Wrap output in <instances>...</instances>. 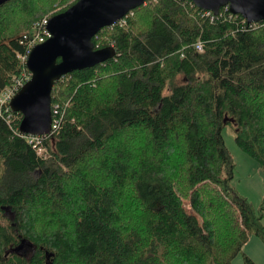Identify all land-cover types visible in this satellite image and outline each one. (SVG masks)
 <instances>
[{
	"label": "trees",
	"instance_id": "16d2710c",
	"mask_svg": "<svg viewBox=\"0 0 264 264\" xmlns=\"http://www.w3.org/2000/svg\"><path fill=\"white\" fill-rule=\"evenodd\" d=\"M66 1L0 4V94L30 72L33 22ZM123 19L93 38L114 57L55 82L48 157L20 112L0 116V264H256L244 247L263 214L233 189L223 129L264 170V21L190 0Z\"/></svg>",
	"mask_w": 264,
	"mask_h": 264
},
{
	"label": "water",
	"instance_id": "95a60500",
	"mask_svg": "<svg viewBox=\"0 0 264 264\" xmlns=\"http://www.w3.org/2000/svg\"><path fill=\"white\" fill-rule=\"evenodd\" d=\"M6 0H0V4ZM149 0H78L66 11L49 19L50 37L35 45L27 58L31 79L11 101L23 116L20 131L31 136L52 131V91L68 73L106 62L116 54L113 46L96 48L93 38L100 30L122 20ZM199 8L219 14L228 6L249 23L264 21V0H190ZM25 240L13 250L18 252Z\"/></svg>",
	"mask_w": 264,
	"mask_h": 264
},
{
	"label": "rangeland",
	"instance_id": "374dc122",
	"mask_svg": "<svg viewBox=\"0 0 264 264\" xmlns=\"http://www.w3.org/2000/svg\"><path fill=\"white\" fill-rule=\"evenodd\" d=\"M70 2L71 1L69 0L66 2L54 3L51 10H49L46 13V15H44L41 18H38L33 22L32 27L37 21H41L42 19L49 17L55 12L60 11ZM32 32H34V29ZM235 129H236V125L233 122L231 124L225 125L223 129V135L226 146L231 152L236 164L235 176L232 181V186L234 191L246 197L251 202V204L253 205V207L257 212H262L263 214L262 222L264 225V170L258 165V163L251 156H249L237 144L235 140V136H236ZM48 156H49V151H48ZM180 208L192 210L189 201H185V200L184 203L180 205ZM250 240L251 241L254 240L255 246L253 245L252 247H249V244L251 242ZM248 251H255V257L257 259V263L264 264V260L261 261L262 255L264 256V239L259 235H257L256 233H254L253 231H251V237H249V240L245 244L244 253L248 255L247 254ZM257 253H259L258 256ZM234 264H244V254L242 253L239 254L235 258Z\"/></svg>",
	"mask_w": 264,
	"mask_h": 264
},
{
	"label": "built area",
	"instance_id": "2783aa9c",
	"mask_svg": "<svg viewBox=\"0 0 264 264\" xmlns=\"http://www.w3.org/2000/svg\"><path fill=\"white\" fill-rule=\"evenodd\" d=\"M229 8L228 6H226ZM207 12V15H216L212 11L205 10ZM221 12V10H220ZM219 12V14H220ZM124 20V19H122ZM121 21V20H120ZM119 21V22H120ZM125 22V21H124ZM48 23H49V18H44L41 21H37L33 25L34 32H32L29 35H26V44H27V54L25 56H20L23 62H27V58L29 56V53L31 52L32 48L40 43H43L46 41L51 33L48 30ZM126 23V22H125ZM253 24V23H252ZM197 49L199 51H203V45L201 41L197 43ZM32 73L23 71L21 77L17 78L12 86L7 87L2 91L0 94V116H7V119L9 120L11 118L12 114V107H11V101L14 98V96L21 90V88L31 79ZM58 120L53 119L52 123V131L51 133L58 128ZM50 133V134H51ZM49 135V134H48ZM27 138H29L30 142L34 144V147L37 151V153L40 156L48 157V150L41 145V136H31V135H26Z\"/></svg>",
	"mask_w": 264,
	"mask_h": 264
},
{
	"label": "crops",
	"instance_id": "0c3cea01",
	"mask_svg": "<svg viewBox=\"0 0 264 264\" xmlns=\"http://www.w3.org/2000/svg\"><path fill=\"white\" fill-rule=\"evenodd\" d=\"M251 237V236H250ZM251 241V240H250ZM254 245V240H252L251 242H250V244H249V247H252ZM255 246V245H254ZM245 248V247H244ZM247 254H248V256L250 257V258H252L253 260H254V262L256 263V264H258L257 263V259H256V257H255V251H248L247 252ZM258 254L259 253H257V256H258ZM264 260V256L262 255V257H261V261H263Z\"/></svg>",
	"mask_w": 264,
	"mask_h": 264
},
{
	"label": "bare ground",
	"instance_id": "6f19581e",
	"mask_svg": "<svg viewBox=\"0 0 264 264\" xmlns=\"http://www.w3.org/2000/svg\"><path fill=\"white\" fill-rule=\"evenodd\" d=\"M203 45V44H202Z\"/></svg>",
	"mask_w": 264,
	"mask_h": 264
}]
</instances>
